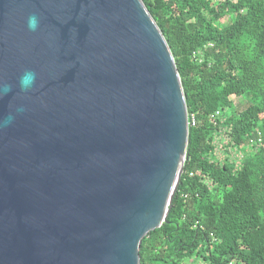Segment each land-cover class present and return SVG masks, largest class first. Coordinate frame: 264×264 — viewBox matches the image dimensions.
<instances>
[{"label":"water","instance_id":"water-1","mask_svg":"<svg viewBox=\"0 0 264 264\" xmlns=\"http://www.w3.org/2000/svg\"><path fill=\"white\" fill-rule=\"evenodd\" d=\"M27 70L36 80L23 91ZM10 115L0 264H141L190 130L174 54L145 2L0 0V125Z\"/></svg>","mask_w":264,"mask_h":264},{"label":"trees","instance_id":"trees-1","mask_svg":"<svg viewBox=\"0 0 264 264\" xmlns=\"http://www.w3.org/2000/svg\"><path fill=\"white\" fill-rule=\"evenodd\" d=\"M143 1L196 124L168 218L143 239L141 264H264V142L247 150L264 129V0ZM241 96L247 106L226 114Z\"/></svg>","mask_w":264,"mask_h":264},{"label":"clouds","instance_id":"clouds-1","mask_svg":"<svg viewBox=\"0 0 264 264\" xmlns=\"http://www.w3.org/2000/svg\"><path fill=\"white\" fill-rule=\"evenodd\" d=\"M28 27L30 30L35 31L38 28L39 21L36 15H31L28 17ZM36 80V73L30 70L25 71L22 76L20 77V87L23 91H28L32 88ZM3 93L6 94L7 92L11 91V86L8 84H3ZM24 109L21 107L17 111L22 112ZM14 119V116H9L3 124L0 126L6 127L11 121Z\"/></svg>","mask_w":264,"mask_h":264},{"label":"built area","instance_id":"built-area-1","mask_svg":"<svg viewBox=\"0 0 264 264\" xmlns=\"http://www.w3.org/2000/svg\"><path fill=\"white\" fill-rule=\"evenodd\" d=\"M209 46H212V44H208ZM206 47V46H205ZM204 49H200L196 54H200ZM223 115V112L221 110H217L212 114L213 119H218ZM196 124V117L195 115H192V118L190 119V114H189V126L195 125ZM264 142V129H258L257 134L254 137H251L248 141V146L253 147V146H260ZM237 156L239 158L243 157L242 151H239L237 153Z\"/></svg>","mask_w":264,"mask_h":264},{"label":"rangeland","instance_id":"rangeland-1","mask_svg":"<svg viewBox=\"0 0 264 264\" xmlns=\"http://www.w3.org/2000/svg\"><path fill=\"white\" fill-rule=\"evenodd\" d=\"M232 101H233V109H229L227 112H226V114H232V113H236V112H238V111H240V110H242V109H244L246 106H247V104H248V100H247V98L246 97H244V96H241V97H233L232 98ZM247 150H250V146H248L247 147ZM220 152H221V150H220ZM222 153V152H221ZM231 156H233V154L231 155ZM236 156V155H235Z\"/></svg>","mask_w":264,"mask_h":264}]
</instances>
